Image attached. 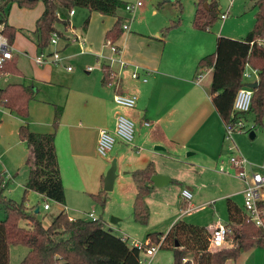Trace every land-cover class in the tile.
I'll use <instances>...</instances> for the list:
<instances>
[{"label": "crops", "instance_id": "0c3cea01", "mask_svg": "<svg viewBox=\"0 0 264 264\" xmlns=\"http://www.w3.org/2000/svg\"><path fill=\"white\" fill-rule=\"evenodd\" d=\"M44 8L45 4L38 9L37 19ZM6 9L9 10V5ZM74 9V14L70 15L69 12L67 22L62 21L56 25L60 39L57 44L51 45L47 52L59 50L63 60L58 63L38 65L34 58L44 50L38 49L34 30L33 37L29 38L26 35L28 32L22 28L23 33L17 31L12 43L13 53L16 54L14 58L21 74L6 71V75L2 77L6 82L0 85L6 87L11 83H23L37 89L36 97L29 103L28 117L20 116L15 111L0 106V129L4 135L3 139L6 138V129L8 134L13 135L17 132L19 136V128L22 124H27L33 132H53L56 107L63 108L56 132V148L66 192L63 203L53 200L65 206L59 212H66V203L70 200L67 198L64 167H68L72 179L69 188L85 194H98L101 190H105L106 173L113 160H116L117 176L113 188L105 190L114 191L109 204L116 202L118 194L119 199H122L126 184L125 193L132 203L137 193V186L135 180L130 178L133 177L134 171L145 168L150 162L154 163L156 174L171 178V181L162 186L152 182V192L146 198L150 209V220L147 225L136 222L134 214L123 223L124 216L119 212L123 210L120 204H118L120 210L115 207L111 211L112 213L116 211L119 215V218L113 217L112 225L109 224L107 227L102 218L106 229L112 232L118 229L119 233L116 235L127 237L130 245H132L130 241L133 240L149 241L147 235L150 232L167 233L180 220L204 227L211 233L219 223L228 222V199L233 200L246 215L243 194L246 183L237 177L230 167V153L224 141L225 122L214 106L210 94L213 67L199 66L202 57L216 50L219 36L227 35L235 39L236 37L225 34L223 30L214 34L209 33L212 32V28L197 29L193 26L194 17L188 21L182 20L184 13L181 3L177 14L162 15L159 10L154 9L151 14L153 18L150 21L145 18L141 24L137 18L134 20L131 18L132 22L129 23L127 17L122 15L124 19L126 18L125 23L128 24V28L116 42H113L118 49V53H115L112 51V45L107 43L106 33L121 15L119 13L116 16L105 15L97 11ZM180 13L182 15H179ZM224 13L227 16L222 18L221 14ZM221 14L220 17L224 22L229 17V8ZM177 16L180 18L177 25L166 30ZM87 19L89 21L85 25ZM5 22L7 25L15 26L9 18ZM74 32L80 34L82 38L72 41L70 37ZM21 39L26 42L24 45L21 44ZM21 55L28 57L35 65L30 68L25 67L24 64L20 65L17 57ZM110 58H120L125 64L122 66L116 62L113 65ZM104 65H108L111 72L115 73L114 78L111 76V82L106 77ZM69 66L72 67L71 70H68ZM90 66L92 70H88ZM136 68L139 69L140 78L132 77V72ZM244 72L250 74L249 77L244 78L246 85L259 82L257 69L247 65ZM39 93L43 96H39ZM116 93L135 95L136 105L122 109L114 100ZM119 114L134 121L137 127L134 143L128 145L119 141L117 156L115 155L112 161H99L96 156L99 131L103 127L113 129ZM3 118L7 121L4 127ZM251 134L252 138L256 137L255 132ZM242 136L239 138L240 141ZM20 141L23 143V140ZM124 145L130 147L125 149ZM254 153L255 150L250 153L252 156L250 158L256 164L252 163L248 170L264 171V162L260 164L261 160L255 158ZM7 154V150L1 153L0 161ZM28 155L31 156L29 148L25 150L24 155H21L20 163ZM178 156L185 159H179ZM14 161L15 156H12L8 167H11ZM175 163L189 164L187 169L190 173L181 174L180 167ZM221 166L229 168V172H222ZM9 169L6 167L1 173L7 182L6 190L13 178ZM184 189L192 193L190 200L184 198L182 193ZM37 193L44 199H50L40 192ZM260 193L264 201V191ZM211 205L215 207L212 208ZM50 208L51 206L47 209L44 207L46 210ZM106 208L109 210L110 205L107 204ZM40 212L38 206L35 213ZM90 213L94 212H89L88 216ZM67 214L69 215L68 212ZM69 217L76 218L72 215ZM52 218L43 224L49 226ZM27 249L26 254L29 251L28 247ZM158 252L159 250L152 257L151 264L154 262L158 264L159 259L155 261ZM170 253L168 264H173L174 255L172 251ZM241 258H244L245 262L240 264H264V247L255 246L242 252L235 260V264H239L238 260Z\"/></svg>", "mask_w": 264, "mask_h": 264}, {"label": "trees", "instance_id": "16d2710c", "mask_svg": "<svg viewBox=\"0 0 264 264\" xmlns=\"http://www.w3.org/2000/svg\"><path fill=\"white\" fill-rule=\"evenodd\" d=\"M21 6H33L36 0H16ZM45 8L36 20L34 33L39 50L49 47L53 33L59 22H67L69 11L76 7L88 8L105 15H118L126 8L123 0H42ZM258 7L254 28L243 38L234 39L219 36L216 50L202 57L200 67H213L210 89L212 102L224 122L231 120L233 104L238 90L245 86L244 71L247 65L258 70L259 84L253 89L251 112L255 123L263 124L264 117V43L256 40L264 36V0H256ZM7 6H0V21H7ZM220 11L218 0H198L193 18V26L207 30L217 20ZM59 14V15H58ZM180 18L173 20L169 30L177 25ZM88 19L85 25L88 23ZM125 19L119 16L113 27L106 33V39L116 42L124 33ZM16 27L7 25L6 35L14 43ZM254 43L252 44V42ZM107 79L111 82V68L104 65ZM12 74H21L16 58L6 62L2 68ZM37 89L32 85L11 83L0 87V106L9 108L23 117L29 116V103L36 97ZM63 108L56 107L54 131L33 132L27 124L19 128L20 139L31 151L27 159L29 174L21 201L4 195L7 188L5 178L0 174V203L6 217L0 220V264H10V246L23 244L29 248L21 264H140V250L123 241L121 237L105 228L102 218L71 219L61 211L52 218L49 226L28 211L26 194L30 190L40 192L57 202L65 201V187L61 176L56 148V132L59 128ZM156 174L153 162L145 168L133 172L137 186L134 199V220L147 225L150 209L146 198L152 192L151 177ZM176 181V180H175ZM5 182V183H4ZM93 196L105 204L106 191ZM264 206V201L259 202ZM229 220L226 223L232 230L228 238L233 239L232 247H224L211 252L208 250L210 232L184 220L177 221L167 233L150 232L148 244L161 243L160 248H170L174 253L173 264H183V258L192 256L195 264H226L237 260L242 252L255 246L264 247V227L256 226L231 199L227 201ZM27 221L29 228L21 226ZM176 243L179 245L176 246Z\"/></svg>", "mask_w": 264, "mask_h": 264}, {"label": "rangeland", "instance_id": "374dc122", "mask_svg": "<svg viewBox=\"0 0 264 264\" xmlns=\"http://www.w3.org/2000/svg\"><path fill=\"white\" fill-rule=\"evenodd\" d=\"M123 1L131 4L132 2L135 3L136 0H123ZM197 2L198 0H173V1L172 0H145L144 6L138 7L133 11H128L126 8H124L119 11V14L121 16L123 15L124 17L126 16L127 21L129 23L131 21V18L133 20L134 18H137V20H140L139 24H141L145 21V18H148L149 21L153 18L151 14L154 9L159 10V13L162 15L173 16L177 14L178 9L180 10V4L182 3L183 13H184L182 20L188 21L194 17L196 7H197ZM218 2L220 6L219 15H218L217 20L210 27L212 28V32H209V33L218 34L220 30H223L225 34H229V36H235L236 39L244 38L254 28V25H255V15L258 9L256 5V0H218ZM43 4L44 3L42 0H36L33 6H21L16 0H9V4H8L9 5V10H8L9 17L8 18L10 22H12V24L16 26V31L23 33V30H22L23 28L28 32V34L26 33L25 34L29 38H32L33 30H35V23L37 20L36 13L38 9H40L43 6ZM228 8H229V13H230L229 17L223 22L222 18L220 17V14L222 13V11L228 10ZM76 9L78 10L80 9V11L81 9L89 10L88 8H83V7H76ZM179 15H182V13H180ZM177 17H174V18L177 19ZM63 31L65 32V30ZM28 40L30 41V39ZM25 43L26 42H24V40L21 39V44L24 45ZM17 45H20V44L17 43ZM51 45L53 44L50 43L49 47L44 49V51L49 52ZM17 58H19L20 65L24 64L25 67L27 68H30L31 66L35 65L34 63H31L30 59L26 56L21 55V56H18ZM5 82H6V79H2V81L0 82V85H3ZM39 96H43V94L39 93ZM121 108L123 109L125 107L121 106ZM54 109H55V106H54ZM29 114H30V105H29ZM246 116H247V120H246L245 130L242 132H238L234 135L235 143L237 145L238 150L251 163H254V162L250 158L252 157L250 153L253 150H255L254 157L257 158L258 160H261L259 162L260 164H263L262 162H264V117H263V124L257 125L255 123V116L253 112H249ZM5 117H8V116H5ZM6 124H7V121H5V118H3V127ZM7 132L8 131L6 129L5 139H3L4 135L2 134V131L0 133V154L5 152L6 150L8 151V154L6 156H3L2 160L0 161V174L3 172L2 170L5 169L6 167L9 169L10 166L8 167V162L12 156H15V161H14V164L9 169V172L11 173L13 178L9 182V187L7 190H5L4 195L16 201H21L24 196L25 183H26L27 176H28L29 167L27 164V159L29 155L21 163H20V158L22 154L24 155L25 150H27L29 147L27 146L26 142L23 141L22 143V141H20V138L17 132H15L13 135H11V133L8 134ZM251 132H255L256 137L252 138ZM241 133L243 136L241 135ZM240 136H242L241 141L239 140ZM19 141H20V144H18ZM118 142L114 145L112 151L107 156H101L97 153L96 154L97 159L99 161H104V160L112 161L113 157L119 151ZM128 145H132V144H128ZM129 147L130 146L124 145L125 149ZM225 147H226V144H225ZM178 158L181 159L183 157L178 156ZM4 165L6 167H4ZM175 165L180 167L179 172H181V174L188 175L190 173V171L187 169L189 167V164L175 163ZM63 175L65 178V184L67 185L68 196L67 194L66 196L68 200L70 199L69 202L67 201L66 203L67 204L66 212H68L69 215L75 216L76 218L81 217L85 219H90V217L88 216V213L93 211L96 217L103 218V220L106 222V226L108 227V225L111 224L113 217L119 218V215L116 213V211H114V213H112L111 211L112 209L114 210L115 207H117L118 210H120V206L118 205L120 204L123 210L119 212H121L124 216L123 221H122L123 223L126 222L128 217L133 216L134 200L131 203L129 201L128 196L125 193V191L127 190V184L125 185L124 196H122V199H119L120 195L118 194L116 198V202H112L113 204H109V202H111L112 200L111 199L112 195H114V191L106 192L107 201L105 204H102L100 201H98L93 196V194L95 193L85 194L83 192L73 191V189L69 188L70 187L69 184H71L72 179L69 175L68 167H64ZM130 179H134V178L132 177ZM262 190L264 191L263 187L260 188V192ZM26 196H27L26 205L28 207V211L32 214H35L43 223L44 222L47 223L53 216H55L59 212V210H61V208L63 209V207H65L64 205L58 204L51 199H44L34 190L28 191ZM120 201L122 203H120ZM45 203H48L51 206L49 210L44 209ZM107 204L110 205L109 210H107L106 208ZM215 205H217V203ZM38 206L41 212L39 214H36L35 209ZM211 207L214 208L215 206L211 205ZM43 216H45V218ZM5 217H6V211L4 210V208L2 207L0 203V220L5 219ZM20 225L27 227V228L30 227L27 221H22ZM113 233L115 234L119 233L118 229H114ZM230 240H233V239L230 238ZM10 250H11L10 264H21L28 249H27V246L23 244H16V245H11ZM170 251L173 252V250L170 248H160L157 254V259L155 261L159 259L158 264H168L170 261V256H171ZM242 262H245L244 258H241L238 260L239 264ZM153 264H156V262H154ZM227 264H235V260H229Z\"/></svg>", "mask_w": 264, "mask_h": 264}, {"label": "built area", "instance_id": "2783aa9c", "mask_svg": "<svg viewBox=\"0 0 264 264\" xmlns=\"http://www.w3.org/2000/svg\"><path fill=\"white\" fill-rule=\"evenodd\" d=\"M145 0H137L135 3H128L126 9L128 11H133L136 8L142 6ZM9 0H0V6H7ZM70 15L75 13V9H71ZM59 15V14H58ZM227 16L226 13L221 14L222 18ZM124 29L128 28V24L124 23ZM7 23L5 21H0V80L6 71L2 68L5 66L6 62L14 58L13 46L10 42L8 36L6 35ZM72 41H78L82 36L75 33L70 37ZM60 35L58 31H55L51 38V44L55 45L58 43ZM258 44L264 43V36L256 40ZM108 44L112 45V51L118 53V49L114 46V43L107 40ZM254 41L252 42V44ZM38 65H45L48 63H58L63 60V57L59 50H55L51 53L41 51L34 58ZM111 64L119 62L124 66L125 62L122 59L110 58ZM72 67L69 66L68 70ZM88 70H92V67H88ZM111 76L114 78L115 73L112 71ZM139 69L136 68L132 72L133 78H140ZM248 72H244V78L249 77ZM146 80V78H145ZM118 83V82H117ZM253 98V89L247 85L241 87L235 97L233 104V112L231 115V120L225 122V134L224 141L226 143V148L229 151V162L230 167L235 171V175L240 179H243L246 183V187L243 190L244 194V208L246 211L247 218L253 222L256 226L264 227V206L260 205L259 202L262 201L260 188L264 186V171H249L248 168L251 167L252 163L238 150L235 143L234 135L238 132H242L246 127V115L251 111ZM114 100L117 104L132 108L136 105L137 99L135 95H128L123 93H116L114 95ZM148 124V122H145ZM135 123L129 117L119 114L116 117L115 126L113 129L101 128L99 131L97 152L101 156H107L113 149L114 145L118 141H122L126 144L134 143L135 139ZM222 172H229V168L224 166L220 167ZM183 196L185 199L190 200L192 198V193L184 189ZM47 209L50 207L48 203L44 205ZM89 217L91 219H97L94 213H90ZM232 232L231 228L226 223H219L218 226L211 232L209 237L208 250L211 252L220 250L224 247H232L233 240L228 238V235ZM123 241H128L127 237H121ZM130 243L140 250V264H151L152 257L160 249L161 243L148 244L147 242L130 241ZM59 264H67L64 261H59ZM183 264H195L193 257L186 256L183 258Z\"/></svg>", "mask_w": 264, "mask_h": 264}, {"label": "water", "instance_id": "95a60500", "mask_svg": "<svg viewBox=\"0 0 264 264\" xmlns=\"http://www.w3.org/2000/svg\"><path fill=\"white\" fill-rule=\"evenodd\" d=\"M258 84H259V82L255 81V82L247 84V86L254 89L258 86ZM116 169H117L116 160H113L109 170L106 173L105 179H104L105 190H112L113 185H114V181H115L116 176H117ZM151 181L157 186H162V185L168 183L169 181H171V178L166 176V175H163V174H154L151 177ZM38 210L39 209H37V211ZM178 245L179 244L176 243V246H178Z\"/></svg>", "mask_w": 264, "mask_h": 264}]
</instances>
